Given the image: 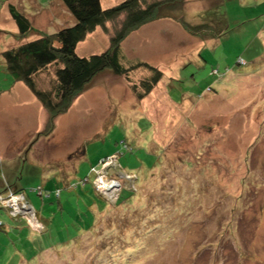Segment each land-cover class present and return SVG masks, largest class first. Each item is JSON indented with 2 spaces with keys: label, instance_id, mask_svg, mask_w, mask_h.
Wrapping results in <instances>:
<instances>
[{
  "label": "rangeland",
  "instance_id": "obj_1",
  "mask_svg": "<svg viewBox=\"0 0 264 264\" xmlns=\"http://www.w3.org/2000/svg\"><path fill=\"white\" fill-rule=\"evenodd\" d=\"M10 4L31 18L25 38ZM163 15L122 44L126 64L162 72L151 92L138 97L148 69H107L47 134L34 94L8 93L2 51L73 17L61 0H0V264H264V0H185ZM124 20L77 54L106 51ZM37 84L52 90L55 67Z\"/></svg>",
  "mask_w": 264,
  "mask_h": 264
},
{
  "label": "trees",
  "instance_id": "obj_2",
  "mask_svg": "<svg viewBox=\"0 0 264 264\" xmlns=\"http://www.w3.org/2000/svg\"><path fill=\"white\" fill-rule=\"evenodd\" d=\"M61 1L73 17L72 25H65L52 34L42 33L36 38L23 41L17 47L2 51L13 82H24L47 110V134L54 129L56 119L69 111L75 99L87 89L91 81L107 69L122 76L141 67L148 69L150 74L141 80L143 90L138 91V97L143 98L150 93L160 81L162 72L144 61L126 64L123 41L142 25L166 17L163 15L166 8H175L185 2L159 0L144 6L142 0H125L111 7H104L102 0ZM9 9L19 35L27 37L34 29L30 16L21 12L14 4H10ZM121 14H125V20L112 36L106 51L89 57L77 54L79 43L89 33L108 21L116 20ZM50 66L55 67L56 84L52 90H42L37 84V77ZM17 191L21 190L15 192ZM60 208L64 209V206L60 204Z\"/></svg>",
  "mask_w": 264,
  "mask_h": 264
},
{
  "label": "crops",
  "instance_id": "obj_3",
  "mask_svg": "<svg viewBox=\"0 0 264 264\" xmlns=\"http://www.w3.org/2000/svg\"><path fill=\"white\" fill-rule=\"evenodd\" d=\"M102 3H103V1H102ZM168 21V19L167 18H161V19H158V20H155V21H153V22H150L148 25L149 26H151V25H158V24H161V23H163V22H167ZM170 22H172L173 23V25H174V20H170ZM176 23V22H175ZM85 42V41H84ZM167 52H166V49L164 50V52H163V54H166ZM123 54H125V53H123ZM164 60V59H163ZM155 62H157V63H159V64H161V61H155ZM101 73H103V72H101ZM101 73H99L98 75H100ZM90 86H87V89L89 88ZM27 88H28V90H30V88L24 83V82H22V81H17V82H13V84H12V88H11V90H10V92H8V93H11V95H19L20 97H23V98H28V99H32V100H35V98H34V96H31L29 93H28V90H27ZM86 89V90H87ZM85 90V91H86ZM31 91V90H30ZM84 91V92H85ZM32 92V91H31ZM33 93V92H32ZM28 94V95H27ZM36 97V96H35ZM36 99H38L37 97H36ZM38 101H39V99H38ZM75 103V102H74ZM73 103V104H74ZM42 104V103H41ZM43 106V105H42ZM73 106V105H72ZM71 106V107H72ZM45 111H47L46 109H45ZM47 114H48V112H47Z\"/></svg>",
  "mask_w": 264,
  "mask_h": 264
},
{
  "label": "built area",
  "instance_id": "obj_4",
  "mask_svg": "<svg viewBox=\"0 0 264 264\" xmlns=\"http://www.w3.org/2000/svg\"><path fill=\"white\" fill-rule=\"evenodd\" d=\"M17 195L15 196H12L11 197V199H15L14 201H11V204L13 205V207H14V209H16V205L14 204V203H18V201H19V196L18 195H21V200L23 201V200H26V195H25V193L24 192H20L19 194L18 193H16ZM18 196V198H16ZM23 203V202H22Z\"/></svg>",
  "mask_w": 264,
  "mask_h": 264
}]
</instances>
